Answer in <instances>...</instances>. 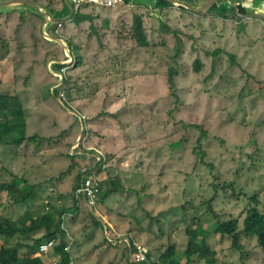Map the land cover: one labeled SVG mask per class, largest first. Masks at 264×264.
I'll return each mask as SVG.
<instances>
[{"label": "rangeland", "instance_id": "obj_1", "mask_svg": "<svg viewBox=\"0 0 264 264\" xmlns=\"http://www.w3.org/2000/svg\"><path fill=\"white\" fill-rule=\"evenodd\" d=\"M13 1L16 0H0V4ZM36 1L46 7H49V2L55 1V9L62 10L61 0ZM130 1L131 9L122 8L113 12H104L105 19H111L115 29L110 32H119L123 40L117 39L114 32L112 35L108 32L103 39L108 50L99 54L98 58H94L99 48H97L98 40L93 37L87 49L89 61H85L83 66L76 70L77 73L74 76V78L80 76L77 81L80 91L79 93L74 91L76 89L74 82L71 83L70 88L74 98L72 102L79 107L74 106L88 116L89 123L99 124L100 127V131H96L100 135H94L93 143L88 146L99 147L107 156L111 155L107 154L104 147L109 153L115 152L119 157L128 155V158L136 162L142 161L145 169L149 167L147 154H153L157 150L163 162L167 164L183 162L185 155L192 154L194 145L202 136L200 128L204 130L209 126V136H206L201 145L202 149L207 151V159L204 156L195 157L194 166L186 175L171 184L163 183L165 187L157 199L160 203L157 204V208L162 211L153 210L157 219L152 218L153 214L149 216L141 210L140 216L135 214L136 205L131 203L125 202L124 205H119L118 199L122 200L121 196L117 199L112 197L109 201V203H115V206L119 205L116 210L120 213L137 218V223L121 221L124 229L129 226L137 227V232L134 234L157 253V248L163 252V246L169 248L167 245L171 244L186 248L188 242L186 225L183 222L184 212L180 208L182 203L193 198L192 204L200 207L201 212H204L205 205L213 198L211 183L214 179L202 165L204 160L213 162L218 170L228 176V181L235 182L240 190H245L250 196L258 193L263 203L261 209L264 208V26L258 21L247 25L240 23L236 15L230 12L226 13V16L216 14L215 11L191 15L179 12L178 6L173 9H158L157 12L152 10L157 0ZM234 1L220 2L233 3ZM259 3L260 1L256 0L254 5L263 12L259 14V18L263 19L264 6ZM192 8L199 9L196 5ZM147 9L151 11L146 12ZM135 11L148 13V16L144 17L146 37L150 46H158V48L152 54L133 52L124 60L106 61L108 55L120 54L119 46H123L128 51L136 47L132 37L126 33V28L122 26V24L128 27L132 25L137 15ZM35 13L38 12L28 6L0 7V19H3L0 20V57L5 56L8 52L7 46L12 45L10 59L0 64V92H15L21 95L27 109L36 105L45 108L36 114V121L32 130L29 129V133L37 131L41 132L42 136H58L68 132V137H71L74 127H70V121L65 122L64 119V123L54 124L50 119V114H59L54 111L59 101L41 102V88L47 83L46 79H54L53 74L48 72L50 65L48 62L57 55L61 57L64 48L44 44L46 41L41 33L44 20L34 15ZM10 14L12 16L7 18ZM54 16L60 18L56 14ZM89 25L88 23L81 29L67 26L63 34L69 40H72L73 35L83 38ZM162 25L169 27L171 33L176 32L177 38L181 41V49H185L179 65L174 63L171 56H168L166 50L162 48L165 45L176 48L179 41ZM240 25H244L243 29ZM249 25L251 30L248 31ZM48 28L52 32L56 25L50 24ZM255 36L262 41L255 40ZM5 39L9 44L4 43ZM218 49H221L219 55H217ZM230 55L236 56L235 60H232ZM98 60L103 62L94 63ZM222 62L224 65H219ZM170 66L179 71L176 79L177 94L182 100L179 104L176 103L175 92L170 89L168 82ZM197 68H199V75L195 74ZM214 87H217V90L229 99L221 102L211 97L212 94H216L213 91ZM211 102L214 103V107L209 105ZM170 110L171 113H169ZM112 112L115 113L112 116L115 121L123 122L121 133L113 128L111 116L103 117ZM64 113L67 111L62 108L60 114L64 115ZM68 117L73 119L72 116ZM101 117L105 121L100 123ZM137 120H143L152 127L147 126V130L139 132L136 129ZM201 120L204 122L203 126ZM194 124L199 127H192ZM47 127L50 128L45 131L44 128ZM127 128L133 130L130 131ZM150 128H152L151 131H149ZM170 133H173L171 137ZM180 136L185 144L184 146H180L179 142L175 144L176 147L180 146L177 153L174 152L175 149L172 148L171 143ZM63 142L66 145L68 141H62L61 145ZM60 150H62L61 147ZM255 150H258V153ZM8 151V148L0 147V167L14 169L16 174L26 181L25 183L31 186L41 184L40 187H47L48 191L49 188L59 185L60 193L68 189V192L64 193L65 198L70 201V204L76 201L75 204L79 208L78 212L72 213L76 217L69 226L73 237L81 246V257L76 259L77 264H94L101 256L99 253L87 252V247L98 240L95 238L98 232L97 227L90 235L89 227L76 230L71 226L76 227L78 223L90 225L88 216L90 214L84 202L75 199L73 195L78 180L77 170L68 168V162L65 160L64 162L55 161L52 165L50 162L44 163V156L33 153L30 147L24 149L26 154L24 168L18 158L7 156ZM174 167L177 166H173L172 169H178ZM1 176L6 177L1 181L11 180L5 171H0V178ZM144 183L150 185V181L146 179ZM149 189L148 187L145 192L148 193ZM150 191L160 195L158 186H152ZM225 193L228 197L219 193L214 196V207L217 208L215 210L220 218L228 220L239 217L244 221L245 212L249 209L246 201H240L244 197L236 199L231 191ZM132 196L135 197V195ZM146 196L147 194L142 195L140 201L143 202ZM163 205L165 207H161ZM171 206L176 207L170 209ZM193 214L197 215L196 212ZM188 223L191 224L190 221ZM91 236L95 238L94 241L91 240ZM171 238L172 241H170ZM214 239V237L210 239L213 241L214 249L221 250L225 255L221 259L214 257L209 262L204 261L203 264H220L223 260L232 264H264V249L260 247L256 237H253L250 243L243 241L246 250L249 251L245 254L247 262H243L241 252L230 251L232 242L228 238L221 241L219 238H216V241ZM109 255L99 264H127L125 257H117L110 263Z\"/></svg>", "mask_w": 264, "mask_h": 264}, {"label": "clouds", "instance_id": "obj_2", "mask_svg": "<svg viewBox=\"0 0 264 264\" xmlns=\"http://www.w3.org/2000/svg\"><path fill=\"white\" fill-rule=\"evenodd\" d=\"M18 1H24V2H29L32 4H36L39 6L40 9H42V11L45 13L46 16H44L39 10L35 9L32 6L13 5V6H28L34 9L35 11H37L39 14L35 13L34 15L39 16L40 18L44 20L43 26L41 28L42 36L44 40L46 41V43L44 44L52 45V46H61L62 48H64L63 49L64 51L62 50L61 57L57 55L55 56V58H51L50 61L48 62V65L50 64L48 68L49 69L48 72L53 74L54 79L53 80H50L48 78L46 79L47 83L45 84L44 87L41 88V92H42L41 102L46 103L51 100L59 101L58 102L59 105L57 109L54 110L56 113H59V114H50V119H52V123L54 122V124H57V123L61 124L62 122L64 123V119H65V122L70 121L71 123L70 127L73 126L74 129L71 132V137H68V132H63L59 134L58 136H52V135L42 136L41 132H37V131H31V133H29V129L32 130L34 123L36 121V114L45 108L42 106L36 105L34 107H29L28 108L29 110H28L25 106V102L20 97L21 95L15 92H11V93L0 92V96L17 97L21 100V102L23 103V109L25 112L26 123H27V129H26L27 140L21 143L20 147L19 145L17 146L12 145L10 144V142H2L0 144V147L8 148L9 151L7 153V156L9 158H18L21 161V164L23 165V167L25 168L24 163L26 159V154L24 153V149L26 147H30L32 152L36 153L35 145L33 143L34 140L32 138L34 137L36 138H50V137L57 138L58 137L60 138L61 142L64 140L68 141L66 145H64V142L62 145L61 143L58 144V149H55V150L50 149L49 151H45V152L41 151L39 152V154L44 156L43 157L45 159L44 163L50 162V164L52 165L53 162L55 161L64 162L65 160V162H68L67 164L68 168H71V170L73 168L77 170L78 180L75 184V191L73 195L75 199L77 198L79 201L81 200L84 202L85 208L87 212L90 214L88 215L90 218V225L86 226L85 223H78L76 227L74 225H71V226L72 228H75L76 230H80L81 227H83L82 230L89 227L90 235H91L92 230H95L97 227L98 232L95 234V238L98 240L92 245H89L87 247L88 248L87 252L89 251L94 254L99 253L101 256L94 262V264H99L100 262H103L105 259H107L109 253H110L109 255L110 263L114 262L117 257L119 258L125 257L127 259V264H143V263L162 264L160 261L161 255L165 253L166 250L171 249L172 247L176 249L177 254H181L180 255L181 260H182L181 264L188 263V257L185 254V250L187 249V246L189 243V237L187 235V232H186V236H187L186 239L188 243H187L186 248H180L177 245L171 244V245H167V247L169 248H165L163 246V249H164L163 252H160L158 248H157V253L153 252L149 246L141 242L138 235L134 234V232H137L136 230L137 227L129 226L127 229H124L123 222H121V221H128V222L137 223L138 222L137 218L127 217L125 213L123 214L120 213L119 211L116 210V208L119 205H124L125 202H127L133 205H136V211H134V213L138 214L139 216L141 215L140 210L147 213L149 216L153 214V210L156 212L159 209L157 208V204H160L159 202H157V199L161 196V193L165 187L163 183L167 182L171 184L176 179L180 178L183 175H186L189 172V170L194 166V163L196 161L195 157L197 158L198 156H204L207 159V151L203 150L201 145L205 141L206 136L207 135L209 136V132H210L209 126H207V128L204 130L200 128L202 136L198 139V141L194 145L192 154L185 155L183 162L177 161L175 163L167 164L166 162H163L162 160L163 158H161L162 156L159 153V150H157L153 154H150V155L147 154V159L149 160V167L148 169H145L142 161L139 160L136 162L135 160L128 158L129 157L128 155L124 157L122 155L121 157H119L117 153L115 152L109 153L106 147H104L107 154L111 155V156H107L106 153L103 152L99 147L94 146V145L88 146L93 143L94 135H100V133L96 132V131H100L99 124L92 125V122L89 123L88 116L85 115L83 112H81L77 108L79 107L78 104H76L75 102L73 104L72 101L74 98L72 97V95H71L72 98H69L68 96V90H70L71 92L70 85L72 82H74V84L76 85V89L74 91L76 93L78 91L79 93L80 89L77 86L78 85L77 81L80 76H77L76 78H74V76L76 75L75 73H77L75 68L78 65L77 61L79 59H78V56H76L74 52V47L71 46L72 45L71 40H69L63 34V32L65 31V28L67 26L75 27L74 25H72V22H73L72 20L75 17V15H77L80 12H85V13L89 12L88 14H94L95 12L94 15L99 16L101 18V21L103 22L106 20L104 17L105 13H108L109 11L113 12L115 10H119L122 8L131 9L132 2L125 0V3L123 6H119L115 8H107V7H100V6L92 5V4H85L81 7H78L72 0H69L74 10V15L71 17V10L69 9L67 5L66 0H64L70 11L69 16L56 18L54 14H56V16L58 17L59 12L61 11H57L55 9V5H56L55 1L49 2L50 7L51 5H53L52 8L46 7L40 4V2L33 1V0H16L13 2H18ZM167 1L170 2V0H167ZM175 1L178 2L177 0ZM220 1L217 2L216 4L220 3ZM255 1L256 0H235L233 2V5L235 4L234 7L236 9L235 11L236 17L241 19L240 23L247 25L249 23H252L253 21H258L264 26V18L263 19L259 18V14L263 12L258 9V6L254 5ZM258 1H260L259 4H263L264 6V0H258ZM236 3H239L238 6H241V8L248 10L250 12V15L247 17H244L241 14L240 9H238V6H236ZM157 5H158V1L154 3V6H153L154 8L152 9L153 11L158 12V9H156ZM173 6L174 8L178 6L179 9L184 8L176 4H173ZM203 7H200L199 9H202ZM133 9H136V8H133ZM199 9H193V10H199ZM62 10H63V4H62ZM208 10L209 9H207L203 13H195L193 11H190V12L194 13L195 15H202V14L207 13ZM146 11L149 12L151 10L147 9ZM47 15H51V17H48ZM10 16L12 15L10 14ZM0 20H3V19H0ZM54 20L58 22H54ZM108 20H110V22L112 21L111 19H108ZM50 24L56 25L55 30L52 32H50L48 28ZM87 24H84L82 27L87 26ZM82 27H77V29H81ZM90 27H91V24L89 25V28ZM112 30H114L113 27H112ZM173 34H176V32L174 31ZM87 38L88 36H84L85 41L87 40ZM95 39H98V38L96 37ZM255 40H259L260 42L262 41L258 39V36H255ZM4 43L9 44V42L6 39L4 40ZM7 47H8V52L5 56L0 57V64L5 63L11 57L12 45L9 44ZM97 48L99 47L97 46ZM86 51L84 52L85 58H87L88 56V51L87 52ZM98 57H99V53L94 58H98ZM95 62H102V60H98ZM176 79L175 81L177 83ZM177 90H178L177 88L174 90L175 92L174 97L177 100L176 103L179 104V102H182V100H181V97L178 96ZM213 91L216 94H212L211 97H214L221 102L229 99V98L224 97L222 95V92L217 90V87H214ZM78 96L87 97V96H82V95H78ZM178 97H179V100H178ZM229 102L231 103L232 100ZM74 105H76L77 107H75ZM209 105L211 107H214L213 102H211ZM61 107L67 111V113H64V115L60 114L62 112ZM144 112L147 113V111H144ZM169 113H171V110L169 111ZM114 114L115 113L112 112L111 114H106L103 117L111 116L110 119L113 123V128L115 130L118 129L121 133L123 131V122L121 120L115 121L112 117ZM68 116H72L73 119H71ZM103 117L99 118L100 123L105 121L102 119ZM136 123H137L136 129L139 132L147 130L146 129L147 126L152 127L150 124L149 125L146 124V122L143 120H137ZM203 123L204 122L201 120L202 126H203ZM192 127L198 128L199 126L197 124L196 125L194 124L192 125ZM49 128L50 127L44 128V130L45 131L49 130ZM127 129L130 131L133 130L129 128ZM151 129L152 128H150L149 131H151ZM172 135L173 133H170V137ZM103 140H105L104 137H103ZM177 142H179L180 146H184L185 141L181 138V136L175 139L174 141H172L171 146L172 148L175 149L174 152L179 153L180 146L179 147L175 146ZM103 145H105L104 141H103ZM45 146H47V148H44ZM98 146H101V145H98ZM60 147L62 148V150H60ZM48 148H50L48 144H44L42 146V149L44 150L45 149L47 150ZM255 151L258 153V150H255ZM20 152H22L25 156L24 157L20 156L19 155ZM208 155L210 159V154L208 153ZM202 165H204L206 169L213 175L214 180L211 183L212 186L216 187V185H218L219 183L223 184L224 182L228 181L227 179L228 176H226L223 172H221V170H218L216 165L213 162L211 161L207 162L204 160V164ZM173 166H177L174 168H178V169H172ZM0 171L7 172L8 176L11 177L10 181H1V180L6 179L5 176H1L0 184L16 185L15 178L24 180L22 177H19L16 174L14 169H8L7 167L2 166L0 167ZM234 176H230V177L233 178ZM145 179L150 181V185L144 183ZM27 185L30 188L33 187L30 184L25 183V186ZM40 185L41 184H38L35 186H38L39 190L42 193V197L40 196L39 197L40 199L35 202L31 200L29 201L25 200V201L19 202L15 199V196L13 195L12 192L0 193V250L2 247L18 248L21 256L31 254L33 258H41L47 264H62L64 254H65L69 257V264H77L76 259L78 257L80 259L81 257L80 255L81 246H80L79 241L73 237L72 232H71V227H69L70 222L73 221L76 217L72 213L74 212L76 213L79 211V208L75 204L76 201L73 204H70V201L65 198L64 193L66 191L68 192V189H65L62 193H60L59 185L49 188V191L47 187L41 188ZM113 185L117 187V190L112 191L105 195V192ZM152 186H158L160 188V195H156L150 191ZM148 187L150 189H149V192L147 193L145 192V190H147ZM234 188L237 191H242L243 194H248L245 192V190H240L239 189L240 187H238L236 183L234 184ZM144 194H147V196L144 198V201L141 202L140 201L141 196ZM215 194H218V193H215L213 189L212 197H214ZM220 194H224L228 197V195L225 192L220 191L219 195ZM132 195H135V197H133ZM119 196L122 197V200L118 199V201L120 202L118 206H115V203H109L112 197H115L117 199V197ZM251 197L252 199H250ZM79 198H82V199H79ZM191 199L194 200L193 198ZM243 201H246L248 203V208H249L245 212L244 221L243 219L241 220V218L239 217H232L228 220H223V221H230V220L239 221V224L242 230L245 229L246 220L248 218L247 215H248L249 210H251V208L257 207L258 211L264 214V208L261 209V205L263 203L261 202V197L258 193L252 196L249 195L248 197H244ZM213 203L215 204V202ZM161 207H165V206L163 205ZM175 207L171 206L170 209L175 208ZM220 209L222 210L223 208H220ZM160 211H162V209ZM45 214H51L56 218V223L54 224L53 227H51V230H49L47 226H44V227H34L32 230L27 232L20 225L22 221L26 220V223L24 224V226L27 228L31 224V218L37 219L39 215L46 217ZM69 217H72V218H69ZM154 217L156 218L155 214L152 215V218ZM7 220L12 221L14 223L12 224L14 226V230L9 229L7 225ZM241 221H243V223H241ZM183 222L188 223L187 213H186V217L184 214ZM186 229H187V226H186ZM50 231L55 233L53 237H49L47 235L48 232ZM211 237L215 238L214 241H216V238H219V241L225 239V238H222L221 236L210 235L209 240L211 239ZM253 237H256L258 241L257 235L254 234V235H251L249 239L250 242L252 241L251 239ZM95 238L91 236V240L94 241ZM229 240L232 242L231 239ZM170 241H172V238L170 239ZM212 242L213 241L210 240V248H211L210 252L212 255L204 254L202 259H199L198 255H195L191 257L190 264H203L204 261L209 262L214 257L221 259V257L225 255V253H223L221 250L214 249V246H212ZM232 245L233 244H231L230 251H232L233 253L239 252L237 250H232ZM244 252L246 254V251ZM244 252L241 251L242 256H243V262H247L245 258V254H243ZM220 264H232V263L226 260H223L222 263Z\"/></svg>", "mask_w": 264, "mask_h": 264}, {"label": "trees", "instance_id": "obj_3", "mask_svg": "<svg viewBox=\"0 0 264 264\" xmlns=\"http://www.w3.org/2000/svg\"><path fill=\"white\" fill-rule=\"evenodd\" d=\"M36 1V0H33ZM130 2V0H128ZM158 5L156 9H173L174 6L167 0H157ZM179 3L185 4L189 7H192L193 5H196L197 8L203 7L206 2L209 0H177ZM63 4V10L59 12L58 17H68L69 16V9L65 3L64 0H61ZM237 2V1H236ZM221 3V4H220ZM218 4L213 5L209 8L208 12L215 11L216 14H221L223 16H226V13H232L236 15V9L233 5V3H222L220 2ZM239 3H236V6H238ZM50 7V6H49ZM53 5H51L50 8H52ZM238 9H240L241 14L244 17H247L250 15V12L246 9L241 8V6H238ZM146 11V10H145ZM144 12V11H143ZM142 11H135V14H137L132 22V25L128 27L125 24H122L123 28H126V33H128L132 40L135 42L136 47L133 49H130L129 51L123 46H119L120 48V54H113L108 55L109 62H116L124 60V58H129V56L133 52H140L141 53H147L152 54L158 46L152 47L150 46V43L148 41V38L146 37V30L144 26V17L148 16V13H143ZM147 12V11H146ZM179 12H186L191 15H195L194 13L184 9L180 8ZM1 16V15H0ZM10 15L7 16V18ZM6 18V19H7ZM238 20H241L238 18ZM72 25L77 27H82L84 24L90 23L91 27L89 30L85 32V36H88L87 40H84L83 38H77L76 35H73V38L71 40V46L74 47V52L76 56H78L77 66L75 70L80 69L81 66L85 63V61H89L88 58H85L84 52L88 49L89 43L92 42L93 37H97L98 41V47H99V54L104 53L108 50L106 47V44H104L103 39L107 36L108 32L112 30L113 24L112 21L106 19L101 23V18L97 15L88 14L85 12H80L72 20ZM101 24H103L101 26ZM165 30H167L168 33L171 32V29L167 27L166 25H162ZM241 29H243L244 25H240ZM167 27V28H166ZM114 28V27H113ZM247 28V27H246ZM251 30L250 27H248ZM115 30V29H114ZM114 32V31H113ZM113 32L110 34L112 35ZM115 33V32H114ZM174 35L176 40L178 39L176 34L170 33ZM115 36L119 40H123L121 35H119V32L115 33ZM108 40V39H106ZM179 44L176 46V48H171L169 46H162L168 54V56H171V59L174 63H177L179 65V62L181 61V58L183 57V54H185V49H181V41L178 39ZM219 55L221 53V49L217 50ZM106 55V54H105ZM151 57V56H150ZM232 60H235L236 56L230 55ZM103 62V60H102ZM155 62V60H153ZM98 63V62H94ZM93 63V64H94ZM219 65H224V62H222ZM232 66V64H230ZM229 66V67H231ZM74 70V71H75ZM90 71H97V70H90ZM178 69L170 66L168 70V82L170 84V87L172 90H175L177 88V83L175 79L178 75ZM196 75H199V68H197V71H195ZM71 92L68 90V96L71 97ZM179 100V97H178ZM26 129H27V123H26V116L23 109V103L21 100L17 97H11V96H0V144L2 142H10L12 145H19L27 140L26 138ZM35 145V151L36 153H39L41 151H49L50 149H58V144L61 143L60 138H32ZM44 144H48L50 148L47 150L42 149V146ZM54 152V151H53ZM20 156L24 157L25 155L20 152ZM16 179V185L12 184H0V193L2 192H12L15 196V199L19 202L22 201H38L40 196L42 197V193L39 190L38 186L29 187L28 185L25 186V182L22 179ZM235 182L233 181H227L223 184L219 183L216 185V187L213 186V189L215 193L227 192L232 191V194L234 197L239 198L241 196L248 197V194H243L242 191H237L234 188ZM30 188V189H29ZM117 190L116 186H111L106 192L105 195ZM216 195V194H215ZM214 198L213 197L209 202H207L206 210L204 212H201L200 207L194 206L192 204V199L187 200V202L182 203L180 205V208L183 210L185 217L187 213V220L191 222V224H187L186 222V232L189 237V243L187 246V249L185 250V254L188 257V263L190 264L191 257L198 255L199 259H202L204 254L206 255H212L210 252V240L209 236H221L222 238L228 237L232 240V250H237L239 252L248 251L246 250V245L243 244V241H247L250 243V237L251 235L256 234L258 237V242L260 247L264 249V214L258 211V208H251L248 212V218L246 220L245 229L242 230L241 226L239 224V221L236 220H230V221H223L220 218L219 213L215 210L214 207ZM257 198V197H256ZM252 199V197L250 198ZM254 200V199H253ZM243 201V200H240ZM256 201V200H255ZM213 203V204H212ZM213 205V206H212ZM193 210V213L196 212V216L191 213ZM261 214H260V213ZM46 217H43L42 215H39L37 219L31 218V224L29 227H25L24 224L26 223V220L22 221L20 225L29 232L34 227H44L47 226L49 230H51V227L54 226L56 223V218L51 214H45ZM48 217V218H47ZM203 220V222H202ZM184 223V224H185ZM14 224L12 221L7 220V225L9 229L14 230ZM194 225V226H192ZM207 226V228H206ZM54 232L50 231L48 232L49 237L54 236ZM245 254V252L243 253ZM181 254L176 253V249L172 247L171 249H168L161 255L160 261L162 264H181L182 260L180 257ZM0 264H47L43 259L41 258H33L31 254L21 256L19 253L18 248H6L2 247L0 250ZM62 264H69V257L64 254L63 262ZM147 264V263H143Z\"/></svg>", "mask_w": 264, "mask_h": 264}, {"label": "water", "instance_id": "obj_4", "mask_svg": "<svg viewBox=\"0 0 264 264\" xmlns=\"http://www.w3.org/2000/svg\"><path fill=\"white\" fill-rule=\"evenodd\" d=\"M219 1L220 0H210L209 2L206 3V5L202 9L193 10L192 8H190V7H188V6L184 5V4L178 3L175 0L174 1L173 0H170V2L172 4H176V5L182 6V7L186 8V9H188L189 11H193L195 13H203V12H205L207 9H209L211 6H213L214 4H216ZM66 2H67V5H68L69 9L71 10V17H72L74 15L73 7L71 6L69 0H66ZM13 5H29V6L34 7L35 9L39 10L44 16H46L45 13L42 11V9L39 8L38 5L29 3V2H24V1H18V2H11V3L0 4V7L13 6ZM47 16L48 17H51V15H47ZM54 22H58V21L54 20Z\"/></svg>", "mask_w": 264, "mask_h": 264}, {"label": "built area", "instance_id": "obj_5", "mask_svg": "<svg viewBox=\"0 0 264 264\" xmlns=\"http://www.w3.org/2000/svg\"><path fill=\"white\" fill-rule=\"evenodd\" d=\"M78 7L85 4L97 5L100 7L115 8L123 6L125 0H72Z\"/></svg>", "mask_w": 264, "mask_h": 264}, {"label": "bare ground", "instance_id": "obj_6", "mask_svg": "<svg viewBox=\"0 0 264 264\" xmlns=\"http://www.w3.org/2000/svg\"><path fill=\"white\" fill-rule=\"evenodd\" d=\"M260 48V47H259ZM261 49H262V46H261ZM263 50V49H262ZM264 51V50H263ZM258 64V63H257Z\"/></svg>", "mask_w": 264, "mask_h": 264}]
</instances>
